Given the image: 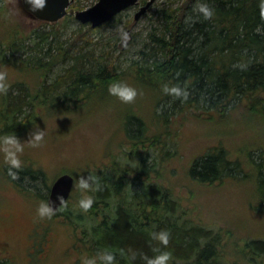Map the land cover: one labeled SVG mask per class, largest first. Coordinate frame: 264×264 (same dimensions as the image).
Listing matches in <instances>:
<instances>
[{"label":"rangeland","instance_id":"374dc122","mask_svg":"<svg viewBox=\"0 0 264 264\" xmlns=\"http://www.w3.org/2000/svg\"><path fill=\"white\" fill-rule=\"evenodd\" d=\"M97 1L75 0L68 8L74 20L60 24V21L51 23L31 15L22 0H0V40L17 28L26 35L34 29L45 32L54 29L63 40L71 39L81 25L75 18L76 11L89 8ZM147 1L141 0L98 31L88 34L92 43L84 50L106 53L122 69L133 60H140L148 34L161 24V10L181 6L185 0H155L135 19L136 12ZM28 39L30 42L31 37ZM69 65L70 61L57 64L45 77H35L32 71L20 75L15 66L4 63L0 57V68L9 70L8 92L13 93L17 92L12 86L14 80L25 77L36 90L43 81L52 82ZM124 80L139 89L140 94L133 103H123L109 94L101 102L98 97L65 112L36 108L32 124L17 135L26 139L32 128H46L45 142L40 147L26 145L22 156L24 166L19 170L32 173L34 169L37 173H18L13 179L0 156V264H81V257L88 254L78 237H83L84 230L94 221L81 222L74 217L79 212L80 189L73 186L67 207L50 219L36 215L39 200H48L52 183L63 173L77 179L89 172L102 177L111 171L107 169L110 167L117 168V175L125 176L126 196L131 198L144 191L135 178L144 160L148 175H142V179L169 185L179 200L193 210L187 217L194 215L209 228L230 234L229 239L225 236L223 246L231 263L238 260V248L246 240L264 239V120L250 116L240 104L213 118L206 114H176L166 125L159 116L160 121H156L155 115L165 109V103H157V94L141 82ZM98 90L101 87L91 92L96 94ZM133 113L148 125L143 133L145 141L129 137L124 131ZM140 118H134L133 122L142 127ZM137 125L133 132H139ZM153 142L156 144L152 147ZM221 144L238 165L219 180L199 182L191 175V166L209 149Z\"/></svg>","mask_w":264,"mask_h":264},{"label":"trees","instance_id":"16d2710c","mask_svg":"<svg viewBox=\"0 0 264 264\" xmlns=\"http://www.w3.org/2000/svg\"><path fill=\"white\" fill-rule=\"evenodd\" d=\"M208 2L214 9L209 20L196 18L192 11L196 0L162 9L161 24L148 34L142 57L125 69L106 53L84 50L92 43L88 34L110 21L96 28L80 22L78 31L67 40L54 29L49 32L34 29L28 35L14 29L0 40V57L4 63L15 66L20 75L32 71L35 77H45L57 64L70 61V65L52 82L40 83L36 90L25 77L14 80L12 86L17 92H7L0 101V133L24 132L35 119L37 107L56 113L73 110L98 97L101 102L109 95V83L117 79H133L153 90L157 103H165L164 112L155 115L156 121L161 117L166 125L176 114H206L213 118L240 104L246 107L247 114L264 120V16L260 0ZM189 16L193 20L186 22ZM72 20L74 16L67 14L59 23ZM81 40L83 43L78 44ZM238 64L246 67L240 68ZM165 83L186 87L188 98L164 94ZM95 87L102 90L95 94L91 92ZM131 117L124 131L129 137L145 141L143 133L148 125L136 113ZM134 118L141 119L142 127L133 122ZM136 125L139 132H133ZM232 158L224 145L214 146L193 163L190 173L199 182L219 180L238 165ZM107 169L111 171L99 177L100 189L91 192L93 206L86 214L80 209L74 214L81 222L94 221L84 230L83 237H78L89 256L109 248L117 253L116 264H146L144 257L154 255L153 248L159 245L149 234L167 230L169 243L160 247L172 252L170 264H264V239L246 240L238 248V260L231 263L223 246L227 235L209 228L194 215L187 217L193 210L179 200L169 185L142 179V175H148L146 160L135 176L144 191L131 198L126 196L125 176L117 175L116 167Z\"/></svg>","mask_w":264,"mask_h":264},{"label":"clouds","instance_id":"9594fccd","mask_svg":"<svg viewBox=\"0 0 264 264\" xmlns=\"http://www.w3.org/2000/svg\"><path fill=\"white\" fill-rule=\"evenodd\" d=\"M33 11L43 9L47 4V0H28ZM261 15L264 16V0H260ZM192 11L197 14L196 18L202 17L204 20H209L214 15V9L211 7L208 0H196ZM193 20L192 16L186 18V22ZM240 68L246 67L245 64H238ZM9 70L7 68H0V95H6L9 84ZM108 92L110 95L118 98L123 103H133L140 94L139 89L126 80H113L108 85ZM163 93L171 95L176 98L187 99L188 90L179 84L163 85ZM47 135L46 128L35 127L32 128L26 139H22L15 131L0 133V156H2L4 163L7 166V174L13 179L18 177L19 170L24 166L22 156L25 152V147L32 148L40 147ZM75 180V187H78L82 193L78 200V207L84 212H87L94 204V197L91 192L100 189V178L91 172L88 175H80ZM61 207L58 209L54 203L49 200L41 199L36 207V215L41 218H52L56 211L63 210L67 207L64 196H58ZM150 238L159 241V245L153 248L155 253L152 256H145L146 264H170L172 260V252L166 247L161 248L160 245L167 246L170 240V233L167 230L153 231ZM122 251V250H121ZM135 255V254H133ZM117 253L114 250L105 248L95 255H84L81 257V264H116Z\"/></svg>","mask_w":264,"mask_h":264},{"label":"water","instance_id":"95a60500","mask_svg":"<svg viewBox=\"0 0 264 264\" xmlns=\"http://www.w3.org/2000/svg\"><path fill=\"white\" fill-rule=\"evenodd\" d=\"M74 1L75 0H47V4L43 9L33 11L28 0H22L23 6L27 12L39 20L51 23H56L64 18L68 14V8ZM154 1L155 0H148L146 4L141 6L135 14V19H139ZM139 2L140 0H98L89 8L77 10L75 18L82 24H90L91 27L96 28L113 20L119 13ZM74 182V176L70 173L66 172L59 175L51 185L48 196L49 202L54 203V206L59 209L61 205L58 196L62 194L67 202L72 195ZM58 211H56V213Z\"/></svg>","mask_w":264,"mask_h":264},{"label":"flooded vegetation","instance_id":"af4514ba","mask_svg":"<svg viewBox=\"0 0 264 264\" xmlns=\"http://www.w3.org/2000/svg\"><path fill=\"white\" fill-rule=\"evenodd\" d=\"M140 2H141V0H140ZM140 2H139V3H140ZM139 3H138V4H139ZM138 4H136V5H138ZM136 5H134V6H136Z\"/></svg>","mask_w":264,"mask_h":264}]
</instances>
